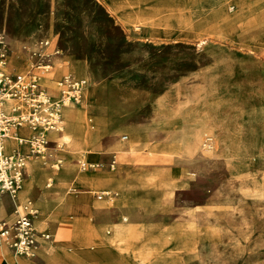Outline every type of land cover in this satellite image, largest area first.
I'll return each instance as SVG.
<instances>
[{
  "label": "rangeland",
  "instance_id": "obj_1",
  "mask_svg": "<svg viewBox=\"0 0 264 264\" xmlns=\"http://www.w3.org/2000/svg\"><path fill=\"white\" fill-rule=\"evenodd\" d=\"M0 27L9 71L27 72L33 62L28 50L46 38L60 50L55 60H67L62 73L83 77L85 90L104 101L111 115L129 111L127 123L146 128L151 141L166 143L172 133L177 140L184 134L176 123L152 125L146 111L151 100L152 113L180 117L185 127L203 119L198 147L215 145L212 152L201 150L211 156L185 149L171 156L150 155L146 148L117 152L108 146L110 135L99 138L97 158L92 160L98 166L81 170L80 157L73 155V165L85 177L123 176L141 168L168 180L171 170L190 172L177 179L165 211L135 213L126 221L183 223V230L164 238L166 249L157 247L155 252L156 258L165 254L169 261L129 264H264V0H0ZM49 73L43 75L51 78ZM43 75L39 82L55 88L56 83L45 82ZM83 93L82 101L71 105L78 109L87 104L85 122L94 124L93 116L103 108H93V114ZM122 134L115 137L125 143ZM47 140L46 150L30 159L38 158L56 171L57 150L59 154L65 146L58 139ZM111 160L113 169L108 166ZM27 176L24 169L23 178ZM95 186L80 195L92 200L108 196H97L109 194L108 185H100L102 190ZM28 202L33 208L41 206ZM84 209L85 222L94 223L95 216ZM122 215L118 220L123 223ZM66 220L65 229H57L50 239L69 255L85 249L92 256L88 264H101L105 254L97 245H70L71 223L77 218L67 214ZM129 250L134 253V247ZM145 250L152 254V248ZM32 252L30 257L42 263L37 251Z\"/></svg>",
  "mask_w": 264,
  "mask_h": 264
},
{
  "label": "crops",
  "instance_id": "obj_2",
  "mask_svg": "<svg viewBox=\"0 0 264 264\" xmlns=\"http://www.w3.org/2000/svg\"><path fill=\"white\" fill-rule=\"evenodd\" d=\"M51 48L52 47L50 46V49ZM57 56L52 59L51 67L60 64L55 60L57 59ZM48 73L49 70L46 74ZM63 74L66 73H61L60 77ZM46 87L51 90L54 89L48 86ZM154 102L155 99L151 100L146 109L148 116L151 118L152 125L165 128L176 123L178 125L177 128L181 130V134H183L182 129H184L183 137H180L177 140V138L173 136L174 133H172L166 143L158 142L157 140L151 141L148 138L147 129L137 125H129L127 123V114L129 111H123L117 114V116H113L107 112V122L102 130L101 138L106 135L113 136L109 141L108 146L117 152L123 153H134L145 148L148 154L151 153L150 155L162 152L167 156L177 153V150L180 149H185L188 152L199 151L198 140L204 133L202 129L205 125L203 119L197 120L192 123V125L185 127L180 117L172 116V114L160 116L159 114L152 113L151 109ZM162 103L164 102L162 101ZM83 106L88 111L87 104H83ZM90 108L92 113L95 114L96 112L91 105ZM72 109L73 106L69 105L65 107L63 111L67 114ZM120 131L124 132V134L121 135V139H123V137H125L124 139H127L125 143L118 141L115 137V134ZM59 133L60 132H57V134H54L53 136L50 135L47 139L56 140ZM18 134L26 137L30 134V131L27 128H20ZM99 141L100 139L98 138L93 151H88L87 153L84 152V154L83 150L78 147L71 149L70 151H65L62 154L64 161L62 173L69 174L76 171V167L72 163L73 155L79 156V160L94 164L92 160L97 158V155L95 154H97ZM5 146L7 151L12 150L13 148H18L23 152L27 151L26 145H19L15 140H7ZM58 150L56 156L58 155ZM200 152L204 155L211 156V154H206L201 150ZM213 156L218 155L213 154ZM41 162L42 160L38 158L30 159L27 162L25 169L28 176L23 179V181L27 180L25 184L23 183L24 188L29 185L31 176L32 178L36 177L34 183L43 182L44 184L47 176L50 173L55 172V170L52 171L49 166ZM110 162L108 163V166ZM185 172L186 173L183 174V171L180 173V171L174 172L171 170V176L168 180L160 179L157 172H149L141 168L133 173L125 171V175L123 176L117 174L101 175L99 177L101 183H96V177L91 174L87 176L88 180H85V182H81L78 178L77 182H75V186L71 187L74 188V190H71L69 195L66 196L65 204L63 206L51 205L44 207L34 205L35 209L38 211L37 217L34 221L35 227L38 232L49 235V239H43L39 236V245L35 248L37 256L42 263H38L31 257L17 256L13 254L12 251L0 241V264H81L82 262L88 264L90 263L89 259L92 258V256H90L85 249L80 248L86 243H93L102 249V253L105 254V260H99L101 264H129L132 262L141 263L145 261L149 263L167 262L169 259L165 254H159L156 258L155 252L157 247L164 248L165 250L168 245L165 243L164 238L172 231L183 230V223L171 222L167 225H161L159 223H153V221L150 220L140 219L138 224L135 225L133 221H126L128 216H132L135 213H139V216H143L165 211L166 200L170 197L173 187L178 185L177 179L183 177L185 174L190 175V172ZM107 182L116 185L117 193H110L102 200H92L85 195H80V193L91 192L93 185H97V187H95L101 188V190L102 187H100V185L107 188L108 186L104 184ZM86 187H89L90 189H83ZM75 189L80 190L75 191ZM19 192V203L31 208L32 205L28 202L25 193ZM93 206H102L103 208L97 209ZM12 208L13 203L9 196L6 194H0V218H9ZM82 208H85L84 213L86 215L92 214L95 216L94 223L87 224L85 222V215L81 214ZM119 213L123 214L121 220L125 222L122 223L118 220ZM67 214L73 215L77 218L75 224H73V222L71 223L72 239L70 242V245L80 248L78 249L79 252L77 253V256L73 254L69 255L67 252L64 253V248L50 239V235L55 233L57 229H65V225L68 223L66 220ZM145 237H150V240L145 242ZM131 247H134L133 254H130L129 252ZM146 247L152 248V254H145ZM107 257L111 259L108 260Z\"/></svg>",
  "mask_w": 264,
  "mask_h": 264
},
{
  "label": "built area",
  "instance_id": "obj_3",
  "mask_svg": "<svg viewBox=\"0 0 264 264\" xmlns=\"http://www.w3.org/2000/svg\"><path fill=\"white\" fill-rule=\"evenodd\" d=\"M34 48L28 50L33 58L27 72L8 70V47L0 27V194L9 196L13 203L10 217L0 218V241L18 255H33V247L38 244L37 236L49 239V235L38 232L34 221L38 211L31 210L18 201V192L23 186L25 163L46 150L47 131H60L59 107L66 103L78 104L82 100L85 79L71 73L63 74L53 90L43 86L39 77L52 66V59L60 52L43 38ZM7 101H11L6 105ZM20 128L30 131L28 136L18 134ZM19 145H26L27 151L18 148L7 151L4 142L9 139ZM125 137H123L124 139ZM114 160L109 167L114 168ZM86 163L80 169L96 167ZM108 195L99 192L98 198ZM35 253V252H34Z\"/></svg>",
  "mask_w": 264,
  "mask_h": 264
},
{
  "label": "bare ground",
  "instance_id": "obj_4",
  "mask_svg": "<svg viewBox=\"0 0 264 264\" xmlns=\"http://www.w3.org/2000/svg\"><path fill=\"white\" fill-rule=\"evenodd\" d=\"M65 61H67L66 58H63L61 63L58 64L57 67H55V69L53 71H51V73H49L50 75H53L51 78L46 76V75H43L42 79L45 82H50L51 84L56 83V85L54 87H57L56 77H57V75H61V73L63 72V68H64L63 66H64ZM88 78L90 79L92 84L96 85V82H94L89 77V74H88ZM85 87H86V83H85V86L83 88V92L85 91V95H86L88 101L91 102L92 108H95V107L96 108H103L104 111L99 110L100 111L99 114H96L95 116H93L95 118L94 124H87L85 122V113H86L85 108H78L77 109V108L73 107V109L70 110V112L66 114L63 111V109L65 107L71 105V103H66V104H63L59 107V112H60V117H61V119H60L61 131H47L46 136L47 137L50 135L53 136L54 134H57V132H60L58 134V136L56 135L57 136L56 140L58 139L61 143H64L65 149L63 152L59 153L58 156H56V160H55L56 171L54 173H50L47 176V178H46L47 181L45 180L44 184H43V182L34 183L36 177L32 178V176H31L30 183L26 187V193H25L28 201L38 202L41 206H44V207L51 206V205L63 206L65 204L66 196L69 195L68 192H69L72 184L77 182L78 178L80 180H88L87 177H85L82 173L78 172L77 170L75 172H72L69 174L62 173V169H63V165H64L62 154L65 151H70L71 149H74L77 147L81 148L83 150V154H84V152L87 153L88 147L91 144H93L95 141H97L98 138L101 137L102 130L104 129L106 122H107L108 109L106 107V104L103 103L104 101L101 102L98 99H96L94 92L90 91V90H85ZM104 91H102V92H104ZM83 92H82V99H83V94H84ZM10 103H11V101H7L6 105H9ZM125 112H124V114H125ZM121 125H122V123H121ZM113 128H115V127H113ZM7 140H14V138H9ZM6 141L4 142V146L6 144ZM201 145H202V141L200 142V148H201ZM5 148H6V146H5ZM215 149H216L215 145H209L207 148H201V150L204 152H212ZM39 157H42V156H39ZM27 162L25 163V167L27 165ZM80 162L86 163L83 160H80ZM86 164H88L90 166L95 165V164H89V163H86ZM180 173H181V171H180ZM95 181L96 182L100 181L99 177H96ZM26 182H27V180H25V183ZM23 183H24V181H23ZM105 184H107L109 186V190H108L109 194L110 193H117L115 184L109 183V182H107ZM22 190H23V187L19 193H21ZM30 209L31 210H37V209L33 208L32 206ZM38 237L39 236H37V241H38ZM37 245H39V241H38V244H36L33 247L34 250H35ZM17 256H24V255H17ZM25 257H30V256H25Z\"/></svg>",
  "mask_w": 264,
  "mask_h": 264
}]
</instances>
